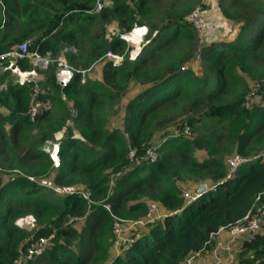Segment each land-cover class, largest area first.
I'll list each match as a JSON object with an SVG mask.
<instances>
[{"label":"trees","instance_id":"16d2710c","mask_svg":"<svg viewBox=\"0 0 264 264\" xmlns=\"http://www.w3.org/2000/svg\"><path fill=\"white\" fill-rule=\"evenodd\" d=\"M238 1V8L231 1L217 3L232 35L197 43L192 23L182 17L193 7L175 0L163 2L156 21L150 19L158 9L155 0L104 1L98 10L96 0H0V54L23 41L29 51L55 52L64 43L81 41L86 27L110 15L119 32L136 22L151 32L131 62L107 59L102 81L79 83L75 72L61 86L52 61L36 82L42 90L38 98L48 99L52 112L42 110L32 119L26 113L32 80L7 81L8 61L0 58V83L7 81L0 90V104L7 109L0 111V264H11L19 249L45 237L53 244L26 264H181L202 254L219 227L236 224L264 204L259 155L264 149V0ZM90 40L85 58L75 63L66 54V61L87 67L123 42L117 36L107 40L100 28ZM173 44L177 54L163 56ZM195 54L200 75L187 67ZM155 57L159 65L150 63ZM12 67L23 71L32 65L21 58ZM132 81L142 89L126 101L121 125L106 128L103 110L115 105ZM177 101L180 106L172 109ZM179 115L175 129L166 130ZM206 120L205 131L198 132ZM185 126L197 131L195 136L188 138ZM49 138L57 144L56 166L46 150ZM149 148L153 160L145 155ZM196 148L206 152L204 158L195 156ZM229 153L246 158L233 171L226 163ZM9 168L20 172L6 176ZM204 179L209 187L184 202L182 189ZM51 183L73 191L57 193ZM150 201L165 208L163 216L144 224L139 235L128 233V245L112 256L116 220L143 217ZM20 214L33 218L30 230L14 222ZM81 216V226L67 223ZM248 235L238 264H264V220Z\"/></svg>","mask_w":264,"mask_h":264},{"label":"rangeland","instance_id":"374dc122","mask_svg":"<svg viewBox=\"0 0 264 264\" xmlns=\"http://www.w3.org/2000/svg\"><path fill=\"white\" fill-rule=\"evenodd\" d=\"M105 3H111L112 0H104ZM164 1L167 0H155L154 4V10L153 13L151 14V21H153L157 15V11L161 8V5L163 4ZM234 2L233 6L238 8V0H175V4L183 7H199L201 8L203 12V25L200 27H194L193 33L194 37L199 43L200 41L204 40L207 37H215V38H226L232 35L233 29L231 28L230 25H228L226 22H224L220 11L217 9V3H228V2ZM176 7V6H175ZM178 7V6H177ZM177 9V8H175ZM189 9L183 10V15L182 17L185 19L186 15ZM156 21V20H154ZM17 24V23H16ZM142 23H133L132 26L134 25H140ZM143 25L146 26V33L142 37L141 41L134 42L133 40L137 38L136 34L138 33V29H136L133 33L128 36V39L122 38L121 35L126 34L125 32H119L118 31V26H117V20L114 18L112 15L107 16L105 18H101L99 20H96L93 22L90 26L86 27L84 30V37L81 41L78 42H72L70 44H62L59 46V48L55 51L52 52L50 51L49 54V59L50 61H56V62H61L66 64L68 67H70L73 71H77L79 74V79L78 82L82 83L86 79H91V80H97V81H102L101 77V69L102 65L104 62L109 59L112 62H121L127 61L131 62L137 55H138V50L140 49L141 45L144 43L146 38H148L151 34L149 31V28L146 24L143 23ZM131 26V27H132ZM99 28L105 33V37L108 40L109 38L113 36H117L120 38L123 42L119 44L118 46L115 47L114 51L107 50L104 56L100 57L96 61L92 62L89 64L87 67H81V66H75L69 61H66V54L70 55L72 57V61L75 63H79L80 60L85 58L87 50L90 49L92 46L91 43L92 41L90 38L93 36V34L99 30ZM88 38V39H86ZM131 39V40H130ZM161 54L165 57H174L177 53L175 50V44L172 46L170 45L166 50L162 51ZM194 62L189 63L187 67L189 69H194V73L197 75H200V59L197 54L194 55ZM161 62L160 58H152L150 60V63L154 65H159ZM51 63V62H48ZM57 64V63H56ZM13 65H10L8 63L7 65V70L8 74L5 77L7 81H14L15 79H18L20 81H23L26 79V77H30L32 79L33 86L36 85L37 88V96L38 94L42 93L41 87L39 84L36 82L41 81L43 79V75L41 70L39 68L33 67L32 68H26L23 71L14 69L12 67ZM45 69V68H44ZM1 82L0 83V90L4 89L6 86L7 81ZM143 86L140 84L132 81L129 82L128 85L126 86L125 92L123 95H121L115 105L112 107L106 106L105 109L103 110V117H104V124L105 127L108 129L119 127L121 125V116L124 111V105L126 101L131 98L133 95H135L136 92L140 91ZM230 93V92H229ZM229 93H227L229 95ZM227 94H222L223 96H228ZM186 102V98H184ZM177 105H172L171 108L174 109V107H179L180 104L176 103ZM51 104L49 102V105L45 108V110H50L52 112ZM0 111L6 113L7 109L0 104ZM70 119L68 120V125L73 127V120L71 118V115L73 116V110L70 109ZM172 112V110H170ZM181 115L176 117L174 121L167 126L166 130L168 131H173L175 129V122H178L179 118ZM204 125L199 128L198 132L205 131L204 126L208 123V121H201ZM8 129V127H5ZM64 131V129H63ZM63 131H60V134L63 133ZM175 132V131H174ZM197 131H188L186 136L188 138H191L192 136H195ZM73 134L77 136V132L73 130ZM162 132H158L154 137L153 140L157 142L160 137H161ZM49 141L52 142L54 141L53 139L49 138ZM263 150V149H262ZM195 156L198 159H202L205 157L206 152L203 149L196 148L194 151ZM233 154V153H231ZM231 154H227V156H231ZM50 159L53 162V158L50 157ZM56 158L53 162V165L56 166ZM1 166V165H0ZM11 169V168H9ZM6 172V176L13 175L16 172H20L17 168L11 169V170H4ZM8 173V174H7ZM113 174L110 173L109 177V185L111 186L113 184V179H112ZM207 183L208 181L204 179L203 181H197L195 186H203V184ZM185 183H187L185 181ZM52 185V183H51ZM109 206V203H105L104 206ZM160 212H164L165 208L158 206ZM84 220V216L81 217H76V218H70L67 223H70L73 226H81ZM132 220L126 219L123 220L121 218H118L116 220L117 226L122 228L127 234H123L119 230H115V238L113 240V247L111 249V255L113 256L114 254L117 253H122L123 249L128 245V240L131 238L129 234L133 233V231H136L137 234L139 235L141 232L146 230L145 226L139 225L138 228L136 227H130L129 223ZM14 222L20 226L25 228L26 230H30L34 226V221L33 218L28 215V214H20ZM136 228V229H135ZM135 229V230H134ZM129 233V234H128ZM249 234V233H248ZM247 233L243 234H238V235H231L227 231L225 232H220L216 234L213 238V240L210 242V245L205 248L202 252V254L199 255H194V256H189L191 258V261H189V264H238L239 262V256L241 254V248L240 244L243 240L248 238ZM31 235H27V237L24 239V241H27ZM47 246L53 244V241L50 239V237L46 240ZM21 250V249H19ZM18 250V251H19ZM188 261V260H187ZM186 261V263H187ZM42 264H48L46 261H41Z\"/></svg>","mask_w":264,"mask_h":264},{"label":"built area","instance_id":"2783aa9c","mask_svg":"<svg viewBox=\"0 0 264 264\" xmlns=\"http://www.w3.org/2000/svg\"><path fill=\"white\" fill-rule=\"evenodd\" d=\"M103 2L104 0H96L95 9L98 10L102 6ZM186 19H188L192 23V25L196 28L202 26L203 25L202 9L199 7L193 8L186 15ZM136 29H138V33L136 34L137 38L134 39L133 41L134 42L141 41L142 37L146 33V26L143 24L132 26L129 29V31H127L126 34L121 35V37L128 39V36H130V34L133 33ZM49 54H50L49 50L45 51L44 53L38 52L37 50L29 51L27 48V43L23 41L17 44L15 47L9 49L8 51L1 53L0 58L7 59L10 65H14L17 59L25 58L31 63L33 67L44 69L50 64L48 62H52L49 59ZM56 63H57L56 64V80L58 84L63 86L71 78V76L67 74V71L72 70V69L64 63H61V62H56ZM26 79L32 80L30 77H26ZM14 81L20 82V80L18 79H15ZM36 92H37V88H36V85H34L32 86L29 105L26 109V113L30 119L34 118L42 110H45V108L47 107V105H49V102H50L48 99H39ZM183 131L184 133H187L188 128L185 126ZM46 150L51 158H53L54 160L56 158V161H57L56 163H58V158L56 154L57 144L52 142L51 146L46 147ZM145 153H146L145 155L151 160L155 159L156 157L155 151L151 148L147 149ZM259 155H261L264 158V149L259 153ZM243 160H246V158H243L236 153H233L231 154V156L226 157V163L228 165L229 170L231 171L235 170L237 165L240 164ZM51 187L57 193H65V192L73 191L72 188H68V187H59L55 185H52ZM208 187H209L208 184L204 182L203 186H200V187L194 186V188H192L191 190H187L183 188L181 192L182 200L186 202L188 200L194 199L197 196H199ZM81 194L84 198L90 201L89 193L87 191H81ZM105 207H108V206L106 205ZM163 213L164 212L162 211L160 212L157 203L150 201L148 202V208H147L146 214L141 218L132 220L129 223V226L130 227H138L139 225L143 226L147 222H152L156 219L161 218L163 216ZM262 220H264V204L259 208L257 207V209L254 212L252 213L248 212L246 215L243 216V218L238 220L236 224L229 226L227 228H224L222 226L219 227L218 230L216 231V234L220 232H225V231H227L231 235L251 233L258 228V224ZM115 230H119L121 232L124 231L122 228L117 226V223H115L113 227L114 232ZM48 238L46 237L40 238L39 240L27 245L24 249L19 250L18 254L13 259L11 264H26L28 260L33 259L37 255L41 254L47 247L46 240ZM130 240L131 238L128 240V242ZM194 255H197V253L191 254V256H194ZM189 256L181 264H189V261H191V258H189Z\"/></svg>","mask_w":264,"mask_h":264},{"label":"water","instance_id":"95a60500","mask_svg":"<svg viewBox=\"0 0 264 264\" xmlns=\"http://www.w3.org/2000/svg\"><path fill=\"white\" fill-rule=\"evenodd\" d=\"M75 72H77V71L68 70V71H67V74H68L69 76H72Z\"/></svg>","mask_w":264,"mask_h":264},{"label":"crops","instance_id":"0c3cea01","mask_svg":"<svg viewBox=\"0 0 264 264\" xmlns=\"http://www.w3.org/2000/svg\"><path fill=\"white\" fill-rule=\"evenodd\" d=\"M14 69H17V70H19L18 68H16V67H14Z\"/></svg>","mask_w":264,"mask_h":264},{"label":"clouds","instance_id":"9594fccd","mask_svg":"<svg viewBox=\"0 0 264 264\" xmlns=\"http://www.w3.org/2000/svg\"><path fill=\"white\" fill-rule=\"evenodd\" d=\"M126 33V32H125Z\"/></svg>","mask_w":264,"mask_h":264}]
</instances>
